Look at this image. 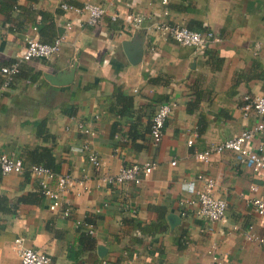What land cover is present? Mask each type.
I'll use <instances>...</instances> for the list:
<instances>
[{
  "label": "crops",
  "instance_id": "0c3cea01",
  "mask_svg": "<svg viewBox=\"0 0 264 264\" xmlns=\"http://www.w3.org/2000/svg\"><path fill=\"white\" fill-rule=\"evenodd\" d=\"M85 2L105 9L99 24L86 26L60 8ZM137 15L142 22L134 28ZM159 23L210 31L218 41L201 50L181 46L155 32ZM58 35L59 54L22 62L0 96V153L50 164L73 181L62 197L69 216L48 209L29 172L0 175V264L18 263L17 238L50 264H208L212 245L222 264H264V244L245 238L250 232L264 239V216L248 203L263 193L264 171L239 166L229 151L205 163L195 158L256 122L243 118L241 105L243 96H264V0H0V67L21 54L26 38L49 43ZM124 43L141 49L135 64ZM70 71L67 84L45 78L62 80ZM115 94L128 100L115 101ZM163 102L174 107L155 147L149 121ZM78 123L95 136L81 134ZM84 143L103 162L98 171L79 151ZM260 146L264 157V133L251 141L253 149ZM147 161L156 167L137 185L96 182L98 174ZM199 174L216 181L225 223L199 218L184 203L195 198L184 184L202 188ZM82 177L88 192L76 183ZM169 214L177 219L172 226Z\"/></svg>",
  "mask_w": 264,
  "mask_h": 264
},
{
  "label": "built area",
  "instance_id": "2783aa9c",
  "mask_svg": "<svg viewBox=\"0 0 264 264\" xmlns=\"http://www.w3.org/2000/svg\"><path fill=\"white\" fill-rule=\"evenodd\" d=\"M60 8L65 12H72L75 15L81 16L84 24L90 27L99 24L106 14L103 7L90 2H85L80 7L62 3L60 4ZM116 18V15L110 16L111 21H115ZM132 22L134 28H138L142 22V17L138 15L134 16ZM69 28L70 24H67V29ZM154 30L163 38H170L181 46L192 47L197 50L203 49L209 42L218 41V38L210 31L191 30L183 26L169 25L166 23L157 24ZM63 39V35H58L51 42L44 43L34 38H26L21 54L13 62L0 67V96L10 90L22 62L31 59H48L58 55ZM242 101V116L243 118L250 116L256 118L254 125L248 129L241 130L230 139L211 145L202 152L195 153V158L198 161L205 163L209 161L212 155L229 151L234 154L235 161L239 166L249 169L254 173L264 171V157L260 153L262 147L260 146L257 149L251 147L252 139L257 134L264 133V96H243ZM173 107V103L163 102L157 106L150 118L149 137L155 147L161 141L164 122ZM76 128L81 134L87 137L92 138L95 136L94 131L88 124L78 123ZM192 143L193 140L188 139L187 144L190 146ZM79 151L84 153L88 163L94 170L98 171L102 167L103 162L87 143H84ZM171 164H174V162ZM155 167L156 164L150 161L132 163L120 168L114 174H98L97 177L95 176V179L99 184L109 187H116L127 182L137 185L142 179L148 177ZM24 171H28L35 178L40 194L48 201V209L50 211L59 210L61 217H68L69 209L62 208V197L73 188V181L67 176L54 174L48 168L41 165H27L15 156V154L0 153V175L20 174ZM85 180L87 179L82 177L76 183L80 186L81 191L88 192L89 188L86 186ZM196 180L202 183V188L194 191L191 188L193 182L184 184L189 192L195 194L194 200L185 201L184 203L187 206L194 207V214L199 218L212 223H225L226 202L213 195L216 181L211 177L200 174L196 176ZM261 189L263 193L249 199L248 203L257 215L264 216V179H262ZM250 190L256 193L258 186L253 184L250 186ZM83 227L88 234H93V229L90 224L84 223ZM245 238L257 244H264L262 237L250 232L246 234ZM14 248L19 258L17 264H50L48 255L26 248L22 238L14 240ZM206 254L208 264H222L214 245L207 249Z\"/></svg>",
  "mask_w": 264,
  "mask_h": 264
},
{
  "label": "water",
  "instance_id": "95a60500",
  "mask_svg": "<svg viewBox=\"0 0 264 264\" xmlns=\"http://www.w3.org/2000/svg\"><path fill=\"white\" fill-rule=\"evenodd\" d=\"M123 49L124 53L129 61L130 64H135L136 62L139 61L140 56H141V49L138 47H133V46H128L127 44H123ZM73 71H70L67 77L63 78L62 80L58 78L57 76H49L46 75L45 78L52 84L55 85H62V84H67L71 79H72ZM167 221L170 226L174 225L177 223L176 216L173 214H169L167 216ZM101 248H97V252L100 253Z\"/></svg>",
  "mask_w": 264,
  "mask_h": 264
},
{
  "label": "trees",
  "instance_id": "16d2710c",
  "mask_svg": "<svg viewBox=\"0 0 264 264\" xmlns=\"http://www.w3.org/2000/svg\"><path fill=\"white\" fill-rule=\"evenodd\" d=\"M29 3H35V2H37V0H27ZM202 31V30H201ZM20 67V66H19ZM19 73V72H18ZM17 76V75H16ZM16 76H15V78H16ZM152 82V81H151ZM120 95V94H119ZM113 96H115V98H116V100L115 101H118V100H120V98H122V100L123 101H127L128 99L127 98H124V97H122V96H116V94L115 95H113ZM70 115H72V112H70L69 113ZM150 122V121H149ZM42 131V124L41 125H36V133H40ZM148 132H149V130H148ZM25 164H27V165H41V166H43V167H45V168H48L52 173H54V174H56L54 171L56 170L54 167H52V166H50V164H40V162H35V163H27V162H24ZM25 172H28V171H25ZM0 200L3 202L4 200L2 199V198H0Z\"/></svg>",
  "mask_w": 264,
  "mask_h": 264
}]
</instances>
